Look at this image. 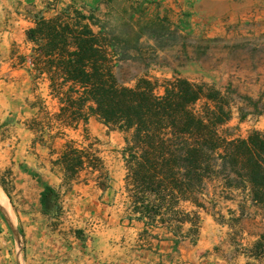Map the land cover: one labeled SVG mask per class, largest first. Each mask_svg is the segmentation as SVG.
<instances>
[{"label": "crops", "instance_id": "crops-1", "mask_svg": "<svg viewBox=\"0 0 264 264\" xmlns=\"http://www.w3.org/2000/svg\"><path fill=\"white\" fill-rule=\"evenodd\" d=\"M92 1L96 12L121 4L134 8L130 14L134 19H140L142 12L166 15L202 51L208 44L211 49L224 44L228 50L241 51L236 45L264 32V0H0V177L4 179L0 187L9 205H0V226L7 225L13 234L12 225L25 227L27 249L46 264H264L231 239L234 230L246 231L245 216L231 226L220 222L212 209H201L196 238L188 234L190 222L176 235L167 226H149L135 217L125 187L124 134L109 131L94 116L75 126H65L56 118L60 103L49 94L47 75L37 77L31 61L35 44L27 31L40 16L50 18L70 3L80 6ZM122 11L117 12L122 16ZM186 68L204 71L208 66L203 56L192 55L189 49ZM41 120L46 125L43 141L37 139L41 133L30 127ZM114 137L116 141L110 142ZM71 139L100 155V169H93L90 156L73 178L66 176L64 166L55 161ZM93 139L101 141L99 150H93ZM113 147L121 150L114 153ZM44 185L60 193L56 217L42 211ZM238 202L219 199L235 216L241 213ZM185 207L195 208L189 203ZM250 219L259 221L264 232L261 216ZM53 221L59 222L56 228ZM261 232L249 231L254 239L245 247H251Z\"/></svg>", "mask_w": 264, "mask_h": 264}, {"label": "trees", "instance_id": "trees-1", "mask_svg": "<svg viewBox=\"0 0 264 264\" xmlns=\"http://www.w3.org/2000/svg\"><path fill=\"white\" fill-rule=\"evenodd\" d=\"M27 37L35 44L31 61L37 77L47 75L49 94L59 100L56 118L75 126L94 116L109 131L124 134L125 187L135 217L149 226H167L176 235L190 222L188 234L196 238L200 210L214 211L224 199L238 200L241 213L235 216L230 210L226 218L221 209L215 211L220 222L235 226L244 216L264 220V130L233 136L227 126L233 104L220 89L148 72L130 85L123 60L131 54L119 44L125 39L101 21L93 1L70 3L53 17H38ZM45 126L42 120L30 124L41 133L40 141ZM90 148L68 140L55 164L61 163L69 178L90 156L93 169H100L101 157ZM59 198L58 190L44 185L43 213L56 217ZM243 252L264 262V232Z\"/></svg>", "mask_w": 264, "mask_h": 264}, {"label": "rangeland", "instance_id": "rangeland-1", "mask_svg": "<svg viewBox=\"0 0 264 264\" xmlns=\"http://www.w3.org/2000/svg\"><path fill=\"white\" fill-rule=\"evenodd\" d=\"M116 6L112 7L111 11L107 7V11L96 13L99 14L102 22H105L117 34L123 35L125 39L119 44L126 47L131 54V57L123 60L124 76L131 78L130 85L135 84L137 75L139 77L146 72L150 76L161 79L178 76L212 84L220 89L223 95H227L233 104V118L227 124L233 136H246L252 129L264 130V32L243 41L242 45H236L235 48L241 51H234L233 47L228 50L227 45L224 44H215L212 49L208 44L206 50L202 51L185 31H180L181 28L174 26L175 23L170 17L142 12L140 16L138 15L140 19H134L130 15L134 11L133 7L121 4ZM119 9L123 10L122 16L120 12H117ZM188 47L192 55L203 56L208 68L204 71L199 68L194 70L186 68ZM227 53L229 56L226 55ZM222 63L225 65H220ZM161 64L165 68H160ZM213 70L217 72H211ZM160 91L162 92L163 89L161 88ZM93 131H96L94 125ZM100 140L107 143L106 139ZM111 140L110 142H115L116 138ZM99 144L101 141L93 139V150H99ZM111 150L117 153L121 148L113 147ZM101 161L100 165L103 164V160ZM123 167L126 169L125 163ZM3 182V177H0V185H3ZM218 206H222L224 215H229L223 204L219 203ZM218 208L214 209V212L220 210ZM217 216L219 215L215 217ZM250 218L254 219L247 216L249 220L245 224L246 233L234 230L235 239L231 237L236 244H239L242 251L254 239L249 231L263 230L259 221L254 219L258 223L253 222ZM0 220H2L1 215ZM58 224V221L51 223L53 228H56ZM7 228L5 224L0 226V264H46L32 256L31 248L27 249L25 227L16 226L21 234L20 245L15 235Z\"/></svg>", "mask_w": 264, "mask_h": 264}, {"label": "bare ground", "instance_id": "bare-ground-1", "mask_svg": "<svg viewBox=\"0 0 264 264\" xmlns=\"http://www.w3.org/2000/svg\"><path fill=\"white\" fill-rule=\"evenodd\" d=\"M0 205L9 206L7 195L4 193L1 187H0ZM5 208L7 209V207Z\"/></svg>", "mask_w": 264, "mask_h": 264}, {"label": "water", "instance_id": "water-1", "mask_svg": "<svg viewBox=\"0 0 264 264\" xmlns=\"http://www.w3.org/2000/svg\"><path fill=\"white\" fill-rule=\"evenodd\" d=\"M10 220V219H9ZM11 222V221H10ZM12 229H13V232H14V235H15V237H16V240H17V242L19 243V245L21 244V234H20V232L18 231V229L15 227V226H13L12 225Z\"/></svg>", "mask_w": 264, "mask_h": 264}]
</instances>
